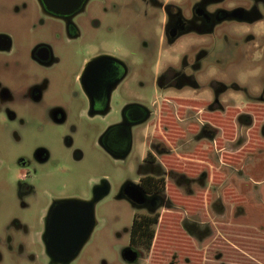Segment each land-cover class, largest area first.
Returning a JSON list of instances; mask_svg holds the SVG:
<instances>
[{"label": "rangeland", "instance_id": "1", "mask_svg": "<svg viewBox=\"0 0 264 264\" xmlns=\"http://www.w3.org/2000/svg\"><path fill=\"white\" fill-rule=\"evenodd\" d=\"M32 3L31 0H0V33L7 32L15 40L13 55L0 57V90L9 91L17 100L7 103L0 99V264H51L40 245L42 209L52 200L87 201L91 198L97 199L93 208L94 227L69 264H147L151 253L147 257L142 249H135L137 257L132 262L123 257L124 252L129 251V230L134 214H145L149 208L134 205L122 196V190L127 184H137L140 176L145 174L143 159L153 128L148 123L133 127L128 154L122 159L110 156L100 147L98 135L112 116L105 121H89L81 112L82 99L72 85V70L77 69L85 58L101 50L113 49L117 57L129 60V79L115 91L112 107L129 95V100H138L153 111L151 102L165 91L152 85L155 67L151 63L156 54V42L151 31L152 22L144 20L143 11H140L144 0H92L89 12L99 20L101 29L86 31L84 42L66 47L56 44V55L64 64L58 71L51 72L42 71L26 57L30 40L25 19L30 16L25 18L23 15L24 12L33 13ZM231 5L243 8L249 16L229 17L214 25L204 48L208 60L200 64L204 69L208 67L213 83L218 86H207L203 72L204 79H196L202 89H197L195 97L216 101L223 108L246 103L264 104V0H231ZM39 35L44 34L39 32L37 37ZM35 78H45L48 82L47 91L37 104L25 102L22 93ZM55 109L66 115L62 125L52 123L51 112ZM235 124L239 136L244 137V128L240 131ZM69 126L75 128L71 135ZM66 136L72 142L70 148L65 147ZM37 148L48 153L44 163L33 158ZM72 148L81 153L78 160L73 157ZM21 158L29 161L28 169L35 175L32 181L24 184L31 189L28 195L20 194L26 188L19 186L15 179L14 171ZM261 164L263 167L264 160ZM224 172L230 174L233 170L225 168ZM248 172L246 169L228 176V183L239 184L236 191L247 199L240 205L243 214L238 209L234 216L235 211L230 206H222L223 211L219 213L207 208L211 221L219 222V227L223 226L221 222L232 218L229 230L234 227L240 231V236L245 235L243 239L228 235L224 240L220 237L212 241L211 236L216 233L210 224L209 239L199 246L211 241L217 245L221 255L219 263L252 264L249 259L252 254L243 253L247 245L244 239L249 241L258 234L259 228L264 230V195L261 193L264 183L256 184L255 181L260 179ZM257 173L264 178V171ZM190 189L194 191L198 187L191 185ZM220 191H213L212 199H218ZM170 193L177 194L173 189ZM14 213L17 215L12 216ZM162 215V221L170 231L165 244L182 245V239L176 236L179 233L175 226L178 214L163 211ZM8 237L13 239L12 244L6 243ZM18 243L24 247L21 253ZM8 247L12 248L11 253ZM163 260L167 261L166 258Z\"/></svg>", "mask_w": 264, "mask_h": 264}, {"label": "flooded vegetation", "instance_id": "2", "mask_svg": "<svg viewBox=\"0 0 264 264\" xmlns=\"http://www.w3.org/2000/svg\"><path fill=\"white\" fill-rule=\"evenodd\" d=\"M31 1L33 13L24 12L23 15L25 18L30 16V19H25L30 40L25 53L34 66L42 71H58L63 66V59L56 55V44L66 47L84 42L87 38L86 31H98L102 27L99 20L89 12L88 6L92 0ZM144 3L140 11H143L144 20L149 19L152 22L151 31L156 42V54L151 63L155 67L152 85L165 91L151 102L153 111L138 100H129V95L115 108L112 107L115 91L129 79V60L117 57L113 49L101 50L85 58L77 69L72 70V85L82 99L81 112L87 115L89 121H105V118L112 116L111 121L101 128L98 135L100 147L110 156L122 159L128 154L133 127L148 123L153 128L143 159L146 172L140 176L137 184H127L122 190V196L134 205L149 208L145 214L159 213L155 227L154 250L147 253V257L151 253L147 264H223L219 263L221 255L218 246L211 244L212 241L220 237L224 240L228 235L240 239L244 237L240 236V231L234 227L229 230L232 218L221 222V227L219 222L211 221L207 208L210 207L212 211L219 213L223 211L222 206H230L236 216L237 210L241 209L240 205L247 202L245 196L236 191L237 186L240 188L239 184L230 185L228 180L229 175L232 177L236 172L246 169L254 177L259 176L258 171H254L257 170L254 166L261 167L264 160V117L255 116L253 113L255 108L264 104L246 103L243 106L227 105L223 108V105L216 101L195 97L197 89H202L196 79H204L202 74L205 72L206 85L214 84L208 67L205 66L204 69L200 64L208 60V53L204 48L207 47L206 43L214 25L229 17L247 18L249 14L241 7H233L231 0H144ZM22 8L25 11L26 6L23 5ZM39 32L44 35L37 37ZM14 48V38L7 32L0 33V57L12 56ZM217 86L218 84H214V88ZM47 88V79L35 78L29 86L22 89L25 102L37 104L43 99ZM0 99L7 103L17 102L7 90H0ZM51 113L53 124L62 125L65 122L66 115L60 109ZM214 113H218L223 119L226 118L224 120L230 125L215 123L207 116L202 117L203 114ZM235 122L240 131L244 128V137L239 136ZM223 129L228 131L224 133ZM74 132L75 128L69 126V135ZM64 143L65 147H71L69 136L64 137ZM197 150L203 153L204 160L193 158ZM72 151L73 157L78 160L81 153L77 148H72ZM222 155H239V163H224L221 160ZM33 158L38 163H44L48 159V153L43 148H37L33 152ZM28 167L29 161L21 158L14 171L19 186L26 188L25 191H20L21 195L31 193L30 187L25 185L35 178L33 171ZM225 168L232 169L233 173L226 174ZM145 176L163 179L164 191L143 192L138 185ZM215 176L223 178L217 185L213 180ZM191 185L197 186L198 189L191 191ZM127 186L137 188L144 198L142 203H136L126 196ZM172 189L177 193L176 196L170 193ZM218 189H221L219 198L212 199L211 193ZM226 189L240 199H225L223 191ZM240 191L243 192L241 189ZM91 200H94V208L97 199L91 198L87 201ZM60 201L63 200H52L42 209L40 216V245L43 255L51 264L54 263L47 255V245L50 246L49 224L53 220H61V216L54 212ZM163 211L178 214V223L175 226L179 233H176V236L182 239V245L171 247L165 244L170 238V231L167 229L168 225L162 221ZM239 213L243 214L242 209ZM145 214L135 213L134 216ZM210 224L216 234L211 236V242L199 246L209 239ZM257 232L259 235V230ZM256 236L252 240H257ZM13 242V239L7 238V244ZM246 243V249L250 244L255 245V242ZM8 248L11 253L12 248ZM23 248V245L19 244L20 253ZM129 252L134 254L135 249L129 246ZM243 253L251 255L246 254L244 250ZM154 255L157 256L153 259ZM253 255L249 258L251 263L260 264ZM164 258L167 261H164Z\"/></svg>", "mask_w": 264, "mask_h": 264}, {"label": "water", "instance_id": "3", "mask_svg": "<svg viewBox=\"0 0 264 264\" xmlns=\"http://www.w3.org/2000/svg\"><path fill=\"white\" fill-rule=\"evenodd\" d=\"M125 194L136 203H142L143 196L135 187L127 186ZM94 199V198H93ZM93 204L91 201L75 199L60 201L54 212L61 220L50 222L47 255L54 264H68L86 242L94 226ZM123 257L132 262L136 255L125 251Z\"/></svg>", "mask_w": 264, "mask_h": 264}, {"label": "trees", "instance_id": "4", "mask_svg": "<svg viewBox=\"0 0 264 264\" xmlns=\"http://www.w3.org/2000/svg\"><path fill=\"white\" fill-rule=\"evenodd\" d=\"M199 108V106L197 107ZM258 111V112H256ZM255 116L264 117V106L255 108L254 113ZM208 117L213 122L225 125H230L226 120L223 119L221 115L218 113L214 114H203L202 117ZM228 130L223 129V132L226 133ZM194 159L204 160L203 153L201 151H196L193 155ZM240 156L239 155H222L221 160L224 163L237 165L239 163ZM223 178L221 176L214 177V184L217 185L221 182ZM139 188L145 193H153V192H163L164 191V182L161 178H154L151 176H145L141 179L139 183ZM223 196L225 199H240L236 195L232 194L230 190H224ZM159 213L153 214H145V215H135L129 232V246L134 249H142L145 253L152 252L155 240V227L158 223Z\"/></svg>", "mask_w": 264, "mask_h": 264}, {"label": "crops", "instance_id": "5", "mask_svg": "<svg viewBox=\"0 0 264 264\" xmlns=\"http://www.w3.org/2000/svg\"><path fill=\"white\" fill-rule=\"evenodd\" d=\"M255 168H257V170H254V171H264V166L263 167H259L257 165L254 166ZM262 168V169H261ZM259 169V170H258ZM256 179H260V180H257L255 182H258L259 185H262L264 183V178H262V175L260 176H255ZM262 178V179H261ZM256 193H258L259 195L262 193L264 195V191L263 189L261 190V193L256 191ZM259 230V235H257L256 237H258L257 240H247V239H244L246 242L248 243H252V241L255 242V246H248L249 248H244L243 250L248 253V254H252L254 253V257L255 259H257V261L260 263V264H264V230H261L260 228L258 229ZM245 238V235L243 236ZM255 237V238H256ZM243 239V238H242Z\"/></svg>", "mask_w": 264, "mask_h": 264}]
</instances>
